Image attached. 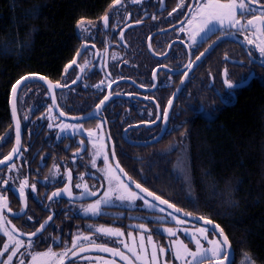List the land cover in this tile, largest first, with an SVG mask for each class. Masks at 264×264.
<instances>
[{
  "label": "flooded vegetation",
  "instance_id": "flooded-vegetation-1",
  "mask_svg": "<svg viewBox=\"0 0 264 264\" xmlns=\"http://www.w3.org/2000/svg\"><path fill=\"white\" fill-rule=\"evenodd\" d=\"M198 2L183 0L180 7L181 0L113 2L99 19L86 22L79 29V48L58 76L43 75L48 82L32 80L19 87L14 97L15 116L12 92L20 78L12 84L8 114L0 124V160L18 148L11 160L0 164V197L8 202L6 208H0V257L4 264H19L22 260L24 264L32 263L29 261L34 255L49 248L56 253L71 249L64 264H127L96 249L98 244L118 248L133 264H143L124 244L133 246L139 234L147 236L145 232L155 233L154 241L166 249L164 254L157 251L158 264H166L174 245H169L166 233L150 229L181 232L186 226L199 225L148 198L136 184L183 209L162 189L154 188L152 182L170 171L178 174L177 162L164 159L170 139L188 135L202 118H217L223 109L235 105L246 90L264 85V54L255 46L259 40L249 44L246 37L255 40L254 29L242 27L248 19L261 14L264 0L250 5L254 11L238 16L240 25H226L223 29L217 26L193 44L188 20L191 8ZM254 23L257 28L264 27L260 21ZM83 46V53L69 68ZM202 52L204 55L197 60ZM225 70L234 87L225 84ZM49 83L60 86L49 89ZM105 96L108 99L101 105ZM89 131L93 133L91 137ZM117 163L123 172L116 169ZM107 167L116 169L120 180L156 207H148L139 199L121 201L117 199L119 193L113 191L108 202L101 204L98 215L85 213L84 208L103 200L109 188L116 187L115 180L109 182ZM24 181L27 184L21 197ZM77 184L81 187L77 188ZM65 187L70 188L71 196L63 192ZM53 192L62 194L49 199ZM169 213L185 223L177 224ZM49 216L52 219L45 228L31 236ZM140 224L148 231L139 228ZM99 227L116 228L124 235L107 236L96 232ZM78 235L90 239H81L73 249L72 240ZM16 241H22V246L9 261ZM73 252L77 256L73 257Z\"/></svg>",
  "mask_w": 264,
  "mask_h": 264
},
{
  "label": "trees",
  "instance_id": "trees-1",
  "mask_svg": "<svg viewBox=\"0 0 264 264\" xmlns=\"http://www.w3.org/2000/svg\"><path fill=\"white\" fill-rule=\"evenodd\" d=\"M113 2L0 0V124L12 84L31 73L58 76L79 48L78 22L99 19ZM168 145L165 160L185 153L188 182L170 171L153 187L216 222L233 247V264H248V256L264 264V85H254L217 118H202Z\"/></svg>",
  "mask_w": 264,
  "mask_h": 264
},
{
  "label": "snow or ice",
  "instance_id": "snow-or-ice-1",
  "mask_svg": "<svg viewBox=\"0 0 264 264\" xmlns=\"http://www.w3.org/2000/svg\"><path fill=\"white\" fill-rule=\"evenodd\" d=\"M115 4H119L120 0H114ZM252 3H260V0H199V2L191 8L190 10V19L188 20V25L191 29L190 38L192 40V43L195 44L197 42V38L201 37L202 34H206L209 31H212L215 27L219 26L220 29H223L226 25L230 27H236L237 25L241 24V20L238 18V16H243L246 11H254L250 7ZM183 5V0H181V4L178 5V7ZM264 8V6H262ZM176 9H173V12H175ZM171 15V13L169 14ZM105 25H107L108 17H103ZM255 21H260L262 25H264V10L261 11V14L259 16H253L251 19L247 20L246 25H242V27H251L254 29L253 36L254 39H248L246 37L249 44H254L256 40H259V43H255V46L259 49V51L264 54V27L257 28ZM79 28H84V21L81 20L78 22L77 25ZM184 29L182 28L181 31ZM259 32L260 35L257 36L256 33ZM94 47V45H93ZM211 47V46H210ZM207 51V50H205ZM79 55V52L77 53ZM204 53H200V56H197L196 59L199 60L201 56H203ZM115 58V57H114ZM73 64L76 63L75 60L72 61ZM87 64V62H86ZM83 70V69H82ZM225 75V84L231 88L234 87V85L227 79V70L224 72ZM26 79V78H22ZM41 79H44V77H41ZM20 81H17V84H19ZM103 83V81L101 82ZM59 84L53 85L52 83H49L48 87L49 89H52L54 87H59ZM110 86V85H109ZM16 87H13V98L15 97ZM108 99V96L104 97V100L100 101V104L102 105L104 101ZM172 104V100L168 101V106L170 107ZM100 105H97V108L99 109ZM13 115L15 116V99H13V106H12ZM61 115H64V113H60ZM168 114L167 108L163 112V116L166 119ZM51 127V125H49ZM65 128L71 127L69 125H65ZM93 133L91 131L88 132V136L91 137ZM16 142L17 145L20 143V124L19 121L16 123ZM83 143V141H81ZM96 147V145H93ZM101 148L103 145L100 146ZM18 151V148H13L12 153L9 154V156L5 157L4 160H0V164H3L5 161L12 159V154L16 153ZM115 153L113 152V156ZM105 164L108 163V157L105 155L104 157ZM93 166H95V160H93ZM116 169H119L120 172H123V169L119 168V164L117 163ZM116 169H113L111 167H107L105 169V173L107 177L109 178V182L115 180L117 182L115 188H109V191L105 193V198L103 200H96L94 203L89 204L86 208H84L85 213H92L93 215H98L100 213V208L102 203H107L108 198L110 197V194L115 191L118 192L119 195L117 196V199L121 201H129L134 202L135 200H143L144 204L148 207L155 208L156 205L152 204L148 199L145 198V196L139 195L137 192L133 191L127 184H125L122 180H120L119 176L116 174ZM126 175V173H125ZM69 180H71V173L68 174ZM6 183V182H5ZM27 184V181H24L20 188V195L21 197L24 196V185ZM77 188H80L81 185L77 184ZM85 190H87V185L83 186ZM33 190L35 189V185H32ZM136 188L140 189V192L145 193L147 197H152L153 200L159 201L162 205H167L168 208L173 209L174 212H180L181 209H178L175 207V205L169 203L167 200L162 199L160 196L156 195L155 193L149 191L147 188H143L140 184H136ZM63 192H66L69 196L72 195L71 190L69 187H65L63 189ZM61 192H53L52 196L49 197V199H52L54 197L60 196ZM95 195V193H92ZM8 206V202L6 198L0 197V208H6ZM161 212L164 211L163 208L160 209ZM169 215L172 217V219L177 224H183L185 223L184 220L179 219L177 216L173 215L172 213H169ZM186 216H191V213H185ZM31 219V217H29ZM52 219L51 216L48 217V220L45 221L44 224H41L39 229H37L36 232L31 233V236L37 235L38 232L42 231L45 226L47 225L48 221ZM200 220L204 221L205 224H212L213 222L209 219H206L204 217H200ZM139 228L144 229L145 231H148L146 226L144 224L138 225ZM200 236H202L204 239H207V228L201 227L196 230ZM213 231H218L219 235L223 237V240H209L208 243L212 245L211 248H204L201 244L200 240L196 238L195 234H193L192 239L195 241L196 250L192 251L187 247V245L181 241L176 240L174 241V250L173 255L176 260L182 261V264H203L204 260H217L222 264L220 261V258L224 256V248L225 246L230 247L229 239L226 235H224L223 229L220 228L219 225H215L213 228ZM96 232L105 234L107 236L112 237H122L124 235L123 232H121L119 229L116 228H105V227H99L96 229ZM164 232H166L169 236H175L176 232L173 231L171 228H165ZM5 235L9 236V239H13V237L5 232ZM131 237V233L128 234ZM83 240H89L90 238L87 236H76L75 239L72 240V248H76L78 245V242ZM144 236H140V252L138 253L135 247V242L133 243V246H129L127 243L124 244V247L127 249L128 252L132 254V256L135 257L136 261H141L143 264H149V259L146 257L145 253V246H144ZM148 243L152 244V252L150 256V262L151 264H158V255L157 251H159L160 254H164L166 249L163 247H160L157 250V246L152 241V236L149 235L147 237ZM22 241H16V246L12 250V254L8 256V260L11 261L12 257L16 255V252L18 251L19 247L22 246ZM94 243V242H93ZM96 249L102 252H108L111 253L113 256L119 257L121 260H124L127 262V264H133V261L125 255L124 252H122L118 248H109L104 245H95ZM5 251L8 250V245H4ZM81 251H85L86 249L81 248ZM68 251H71V249L66 250L62 253H56L51 248H49L46 252L43 253H37L32 257V264H64V257L67 256ZM77 253L73 252V255H76ZM191 259H188V258ZM248 264H254V261L250 256L247 257ZM20 264H24V261L22 260ZM104 264H114V261H104Z\"/></svg>",
  "mask_w": 264,
  "mask_h": 264
},
{
  "label": "rangeland",
  "instance_id": "rangeland-1",
  "mask_svg": "<svg viewBox=\"0 0 264 264\" xmlns=\"http://www.w3.org/2000/svg\"><path fill=\"white\" fill-rule=\"evenodd\" d=\"M175 161L177 162V164L175 166H176V170H177V173H178L176 175L179 176V178L183 179L184 181L188 182V161L186 159L185 153L181 152L179 157L176 158ZM201 227H204V228L208 229V231H207V239H204L196 231L198 228H201ZM150 230H156L157 232H164L163 231L164 229H162V228H152ZM173 230H174V232H176L175 236H169L166 232H164V233H166L168 235L167 236L168 237L167 241L169 242V245H174V241L181 240L192 251L196 250L195 241L192 239L193 234H195L196 238L200 240L201 244L206 249L212 247V245H210L208 243L209 240H217V239L221 240V238H219V236L213 230H211V228L208 227V226H203V225L186 226V227H184V229L181 232H177V231H175V229H173ZM145 234L147 235L146 237L143 234H139L138 235V237L136 239V242H135V247H136L137 252L139 253L140 252V248H139L140 236L143 235L144 238H145L144 239V246H145L146 257L149 259V264H151L150 256H151V252H152V244L148 243L147 237L149 235L152 236V241L157 246L158 249H159L161 244L159 245L158 242L154 241L155 233H153V232H145ZM224 250H225V248H224ZM188 259H191V258L189 257ZM3 260L4 259L2 257H0V264H4ZM167 260H168V263H166V257H165V262L164 263H166V264H182V261L176 260L174 258L173 252H172L171 256L170 255L167 256ZM213 260H215V259H213ZM29 262H32V261H29ZM9 264H10V262H9ZM28 264H32V263H28Z\"/></svg>",
  "mask_w": 264,
  "mask_h": 264
},
{
  "label": "water",
  "instance_id": "water-1",
  "mask_svg": "<svg viewBox=\"0 0 264 264\" xmlns=\"http://www.w3.org/2000/svg\"><path fill=\"white\" fill-rule=\"evenodd\" d=\"M83 51H84V46L79 50V55H76V57H75V61L76 62L79 59V57L81 56V54L83 53ZM73 65H74L73 63H70L69 64V68H71ZM41 77H44V76L40 75V74H37V73H31V74L24 75L23 77H21L18 80V81H20V83L17 84V82H16V84L14 85L16 87V92H17V90L19 89L20 86H22L24 83H26L28 81H32V80H43L45 82L49 81V79H47L46 77H44V79H41ZM22 78H26V79H22ZM16 92H15V96H16ZM12 98H13V92H12ZM13 99H15V98H13ZM12 103H13V100H12ZM143 194H145V193H143ZM148 198L153 200L152 197H148ZM153 201H155V200H153ZM155 202L159 203V201H155ZM169 203H171V202H169ZM163 206L168 208L167 205H163ZM175 207L178 208V209H181L178 206H175ZM168 209L170 211L174 212L173 209H170V208H168ZM181 210L182 211H180V212H174V213H176V214H178V215H180V216H182V217H184V218H186V219H188L190 221H193V222H195V223H197L199 225L208 226V227H210L212 229L214 228L215 225H218L216 222H214L212 220H211L213 222L212 224H205L204 221L199 219L202 216H199V215H196V214H193V213H191L192 214L191 216H186L185 213H189V212H187V211H185L183 209H181ZM215 232L218 234V236L221 238V240H223V237L219 235V232L218 231H215ZM224 235H226V234L224 233ZM229 243H230V240H229ZM225 249H226L225 255L222 258H220V261L222 262V264H233L234 258H235V253H234V250H233V247H232L231 243H230V247L225 246ZM75 256H77V255H73V257H75ZM203 264H220V262H218L217 260H208V261L203 262Z\"/></svg>",
  "mask_w": 264,
  "mask_h": 264
}]
</instances>
